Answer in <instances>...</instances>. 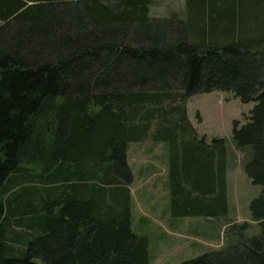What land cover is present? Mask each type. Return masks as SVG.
I'll use <instances>...</instances> for the list:
<instances>
[{"label":"trees","instance_id":"obj_1","mask_svg":"<svg viewBox=\"0 0 264 264\" xmlns=\"http://www.w3.org/2000/svg\"><path fill=\"white\" fill-rule=\"evenodd\" d=\"M151 5L0 0V264H150L130 143H164L172 214L225 213L226 142L186 108L212 90L254 102L231 137L261 229L179 264H264V0H188L186 19Z\"/></svg>","mask_w":264,"mask_h":264},{"label":"rangeland","instance_id":"obj_2","mask_svg":"<svg viewBox=\"0 0 264 264\" xmlns=\"http://www.w3.org/2000/svg\"><path fill=\"white\" fill-rule=\"evenodd\" d=\"M244 12L252 10L249 3H241ZM188 0H152L153 16H190ZM254 102H241L231 92L212 90L197 93L186 101L187 116L198 135L207 142L221 137L227 146L226 198L227 211L214 216L175 215L170 212L168 166L163 142L143 141L130 143L127 162L131 168L132 225L139 224L140 216L148 217L144 231L149 241L150 264H179L200 254L220 249L235 239L253 236L260 232V225L250 218L249 203L260 191L244 171L249 157L236 147L231 132L233 120L240 124ZM153 161L157 173L145 179L144 170ZM141 178V179H140ZM147 178V177H146ZM246 222L244 228L240 223ZM239 224V225H238Z\"/></svg>","mask_w":264,"mask_h":264},{"label":"crops","instance_id":"obj_3","mask_svg":"<svg viewBox=\"0 0 264 264\" xmlns=\"http://www.w3.org/2000/svg\"><path fill=\"white\" fill-rule=\"evenodd\" d=\"M145 173V179H152L155 177L157 170L154 168V163L153 161H151L148 165H147V169L144 170ZM147 177V178H146ZM141 179V178H140ZM138 222L139 223H150V221L148 220V217H144V216H140L138 218Z\"/></svg>","mask_w":264,"mask_h":264}]
</instances>
